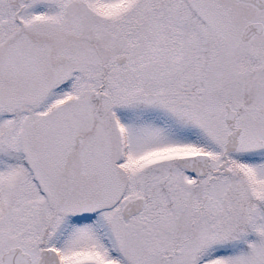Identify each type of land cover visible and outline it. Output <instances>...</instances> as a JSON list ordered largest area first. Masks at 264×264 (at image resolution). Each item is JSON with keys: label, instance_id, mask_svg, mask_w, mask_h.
<instances>
[{"label": "snow or ice", "instance_id": "1", "mask_svg": "<svg viewBox=\"0 0 264 264\" xmlns=\"http://www.w3.org/2000/svg\"><path fill=\"white\" fill-rule=\"evenodd\" d=\"M0 264H264V0H0Z\"/></svg>", "mask_w": 264, "mask_h": 264}]
</instances>
